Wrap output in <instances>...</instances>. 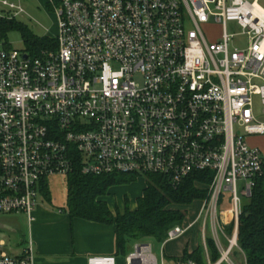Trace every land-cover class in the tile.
I'll list each match as a JSON object with an SVG mask.
<instances>
[{"label":"built area","instance_id":"1","mask_svg":"<svg viewBox=\"0 0 264 264\" xmlns=\"http://www.w3.org/2000/svg\"><path fill=\"white\" fill-rule=\"evenodd\" d=\"M0 4L23 12L18 0ZM47 5L58 21L54 49L0 51V215L23 214L31 223L42 186L75 168L161 175L172 186L209 172L202 212L216 213L227 195L234 226L213 264H232L241 207L264 169V155L249 144L264 136V9L256 0ZM210 23L222 31L212 41L203 31ZM228 23L241 30L243 48L231 45ZM184 232L176 226L166 240ZM4 246L0 264H34L31 243L16 255ZM115 256H89L86 264H117ZM124 262L166 264L148 243L135 244Z\"/></svg>","mask_w":264,"mask_h":264},{"label":"trees","instance_id":"2","mask_svg":"<svg viewBox=\"0 0 264 264\" xmlns=\"http://www.w3.org/2000/svg\"><path fill=\"white\" fill-rule=\"evenodd\" d=\"M17 31L24 44V52L30 56H39L47 49H54V37H37L27 27L12 18L0 15V41L5 42L6 34ZM4 49H10L6 43ZM264 166V164H263ZM137 175H83L75 168L74 173L67 176V195L65 209L58 211L68 215L71 220L80 219L115 226V255L124 254L129 241H141L150 238L157 243L167 239L168 232L181 226L187 214L180 209L193 202L208 200L210 173H193L179 185H171L161 175H145L146 186L137 208L131 211L125 205L122 215H112L107 203L100 200L114 186L127 185L137 179ZM42 197L52 206L50 190L46 184L42 186ZM237 223L236 243L243 253L246 264H264V169L263 175L255 181L249 199L243 202ZM227 234H232V224ZM211 251L212 262H217L214 244L207 241ZM183 259L194 260L198 264H206L202 250L199 248Z\"/></svg>","mask_w":264,"mask_h":264},{"label":"rangeland","instance_id":"3","mask_svg":"<svg viewBox=\"0 0 264 264\" xmlns=\"http://www.w3.org/2000/svg\"><path fill=\"white\" fill-rule=\"evenodd\" d=\"M18 3L20 6H22L23 12L14 15L13 12H8V9L5 7H2L0 4V15L6 16L7 18H12L16 22H20L24 24L27 29L32 32L33 35L44 38L46 36L49 37H56L57 35V24L58 21L56 19V16L51 9L50 6L47 5V0H18ZM262 6H264V2L262 1L260 3ZM226 30L228 34H235L234 40L232 41L231 45L234 47H240L243 48L244 45V38L239 35L241 33V30H239L235 24L228 23ZM206 38L210 41L214 40V38H217L219 34L222 32L221 27L219 25H215L214 23H210L203 29ZM6 40L5 42L0 41V51L3 48L4 43L10 47L12 50H18L23 51L24 50V44L22 41V38L20 37V34L16 31H11L6 34ZM67 177L63 176H54L51 177V179L48 182V188L50 190L51 194V203H53L52 206L45 203L44 199L37 201V204L40 205H47L50 207V209L55 212H57L59 209H65L66 207V195H67ZM243 185V182L238 183V188ZM129 186H132V188L136 187L137 190H142L143 187L146 186L145 182V176H139L137 179L127 185H120L116 187H121L122 189H126L123 191H126L124 193L123 197L125 201V205L127 203V206L129 205V194L128 188ZM122 197V200H123ZM219 203L218 208L216 209V213L212 212V210L209 212H202L203 216L202 218L197 221V224L192 228V230L189 231L186 235H183L181 237L176 238L174 241L167 242L162 245V243H157L154 240L150 238H144V240L141 241H129V243L125 246L126 251L124 254L116 255V262L117 264H125L124 258L125 256L133 249L135 244H144L148 243L153 247V253L154 256L158 261L162 260L165 261L166 264L170 262L168 258H175L178 255L181 254V252L186 247V240L191 241V243H194L195 239H198V232L202 231L204 229V232L206 230H210L212 234L216 237L215 232L218 229L219 233L226 234L228 233L229 226L233 222L229 220V217H227L225 210H227L230 206V200L227 195L224 197H219ZM209 200V199H208ZM201 207L200 202H193L189 206L186 207H180L182 211L187 214L189 217V220L194 219L197 216V213ZM36 211V210H35ZM33 212L32 218L35 219L36 212ZM64 214V213H62ZM66 215V214H64ZM206 217V218H205ZM0 221L2 225H4L6 228L0 230V241H3L5 246L3 250L8 254H19L24 247L28 246L29 241V234H28V219L23 214H14V215H0ZM187 222V223H188ZM10 229H14L15 232H11ZM234 231V228H233ZM233 233V232H232ZM200 235V234H199ZM228 239H230L232 234H227ZM213 244V243H212ZM228 245V244H227ZM163 246L164 252L162 250ZM215 247V245H214ZM223 248V247H222ZM221 248V249H222ZM239 252L237 251V247L234 248L230 255V259L235 262L236 264V255ZM221 255V254H220ZM220 257V256H219ZM87 257L79 258L75 262H72V264H86ZM222 264H228L227 262H224Z\"/></svg>","mask_w":264,"mask_h":264},{"label":"crops","instance_id":"4","mask_svg":"<svg viewBox=\"0 0 264 264\" xmlns=\"http://www.w3.org/2000/svg\"><path fill=\"white\" fill-rule=\"evenodd\" d=\"M249 1L253 2L255 0ZM256 1L264 9V6L260 4L262 1L264 2V0ZM249 144L252 147L258 148L264 155V136L249 139ZM127 188L129 189L127 192L129 194L128 207L131 211H134L137 208L136 200L142 196L145 187H143L142 190H137L136 187L132 188V186ZM123 190L126 189L114 186L109 190L106 196L100 198V200L107 203V207L112 215L116 213L122 215L125 211L124 200L126 199H124L123 195L126 191ZM204 201H197L201 203L197 216L189 220V222L187 220L189 217H186L183 224L179 226L184 229L185 232L178 237L189 233L197 224V221L202 218ZM35 212V219L31 223L28 222V242L32 245L34 264H72V262L84 256L99 257L115 255L116 232L114 225L110 226L84 219L71 220L68 215H64L59 211L55 212L53 209L51 210L49 206L42 204L37 206ZM10 230L11 232H15L14 229ZM197 234L199 238L195 239L194 243L186 240L185 249L175 258H183L184 254L190 255L200 248L205 263L213 264L214 262H212L211 251L207 241L210 240L215 245V250L220 256L221 248L226 247L228 244L227 239L229 235L220 232L215 237L209 229L205 232L203 229ZM170 241L174 240H166L162 245ZM164 248L163 246V252ZM237 251L239 253L236 255V264H246L243 253L238 246ZM175 258H168V260H170L169 263L173 262ZM232 264H235V262L232 261Z\"/></svg>","mask_w":264,"mask_h":264},{"label":"water","instance_id":"5","mask_svg":"<svg viewBox=\"0 0 264 264\" xmlns=\"http://www.w3.org/2000/svg\"><path fill=\"white\" fill-rule=\"evenodd\" d=\"M26 58V57H25ZM0 229H5L4 225L0 224Z\"/></svg>","mask_w":264,"mask_h":264}]
</instances>
